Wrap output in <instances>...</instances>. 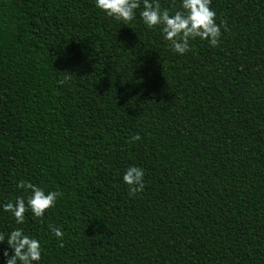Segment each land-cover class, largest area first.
Here are the masks:
<instances>
[{"label":"trees","instance_id":"obj_1","mask_svg":"<svg viewBox=\"0 0 264 264\" xmlns=\"http://www.w3.org/2000/svg\"><path fill=\"white\" fill-rule=\"evenodd\" d=\"M210 6L221 42L178 56L139 10L0 0V205L20 181L62 193L22 225L0 210V234L23 228L41 264H264V0Z\"/></svg>","mask_w":264,"mask_h":264},{"label":"clouds","instance_id":"obj_2","mask_svg":"<svg viewBox=\"0 0 264 264\" xmlns=\"http://www.w3.org/2000/svg\"><path fill=\"white\" fill-rule=\"evenodd\" d=\"M210 5L211 0H179L178 9L170 12L161 7L160 0H94L97 10L122 25L133 22L139 10L143 25L147 29L159 30L162 38L178 56L189 52L192 41L197 39L206 41L210 47H217L221 42L223 23H217L216 12ZM140 139L141 136L135 134L130 137V142L135 143ZM144 178L145 170L142 167L129 165L125 168L122 182L127 186L130 197L144 190ZM16 186L24 195L0 205V210L9 213L16 225L25 222L26 212L35 218H43L62 195L59 191H45L43 187L28 181H20ZM47 227L62 242V228L51 224ZM3 242L7 244V249L0 253L5 258L4 264H41V243L25 233L23 228L14 227L6 237L0 234V243Z\"/></svg>","mask_w":264,"mask_h":264}]
</instances>
